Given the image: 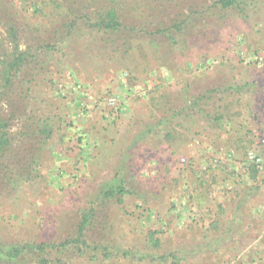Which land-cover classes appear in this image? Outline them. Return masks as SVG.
Returning a JSON list of instances; mask_svg holds the SVG:
<instances>
[{
	"label": "rangeland",
	"instance_id": "374dc122",
	"mask_svg": "<svg viewBox=\"0 0 264 264\" xmlns=\"http://www.w3.org/2000/svg\"><path fill=\"white\" fill-rule=\"evenodd\" d=\"M12 1L34 56L0 80V246L48 248L1 264H264V172L246 159L264 152V0ZM110 9L118 31L95 26Z\"/></svg>",
	"mask_w": 264,
	"mask_h": 264
},
{
	"label": "trees",
	"instance_id": "16d2710c",
	"mask_svg": "<svg viewBox=\"0 0 264 264\" xmlns=\"http://www.w3.org/2000/svg\"><path fill=\"white\" fill-rule=\"evenodd\" d=\"M243 0H219L217 3L220 4L223 8H233V7H239ZM10 8H16L13 4L12 0H0V22L1 19H5L3 22H5L4 27L7 30V37L8 41L12 48L5 49L4 45H0V80L4 82L5 89L12 88L13 83L15 82V77L22 71V68L28 63V61L33 58L34 55L32 53H28L21 50L20 45V35H19V29L17 27L16 19L13 15L9 14ZM97 28H100L102 30H108V31H118L121 27V24L119 22L118 13L116 9H110L107 13V16L103 19H101L100 23H97L95 25ZM197 102V103H196ZM193 103V107L195 108L196 104H200L201 97L198 98V101ZM197 105V106H198ZM191 109V108H190ZM176 115V113L173 114V117ZM9 128V122L5 121L0 116V158L5 156V153L8 150V147L10 146V132L8 131ZM156 128V127H154ZM40 134L45 135L46 138H50L51 132L50 129L47 127H44L41 129ZM34 168L36 165L39 164V161L37 158L33 159L32 161ZM35 164V165H34ZM212 166V163H211ZM251 170L253 173L257 174L259 172V168L255 165H251ZM28 170L24 168L22 171H20V176L23 179L24 177L28 180L31 179L29 174L27 173ZM27 176V177H26ZM125 193V189L123 186V181L120 179L115 180L113 183H111L108 190L104 193V195L108 197H114L116 195H123ZM194 194H191V198H193ZM201 204V203H200ZM89 215L84 213L83 214V221L80 225L78 236L73 242L75 243V246L73 242L67 241L62 244H60L58 247L56 245H50V248L56 249L58 248L60 251L67 250L70 248L69 245L73 244V247L79 246L84 243V237H85V228L87 227V224L89 222ZM216 227V226H215ZM48 248V244L44 245H9V246H0V264L1 262H8V263H15L20 258H22L26 253H29L31 251H41L42 253L46 252V249ZM78 250H81L82 247H77ZM176 258V257H175ZM48 262V257L41 258V263ZM251 263V262H250Z\"/></svg>",
	"mask_w": 264,
	"mask_h": 264
},
{
	"label": "built area",
	"instance_id": "2783aa9c",
	"mask_svg": "<svg viewBox=\"0 0 264 264\" xmlns=\"http://www.w3.org/2000/svg\"><path fill=\"white\" fill-rule=\"evenodd\" d=\"M259 145H261L264 149V137L260 139ZM246 159L248 163L255 165L259 168V170L264 172V152L260 154L257 150L252 149L247 153Z\"/></svg>",
	"mask_w": 264,
	"mask_h": 264
},
{
	"label": "crops",
	"instance_id": "0c3cea01",
	"mask_svg": "<svg viewBox=\"0 0 264 264\" xmlns=\"http://www.w3.org/2000/svg\"><path fill=\"white\" fill-rule=\"evenodd\" d=\"M253 83H254V82H253ZM253 83H252V82L250 83V85H251V86H250V91L253 89V87H252V86H253Z\"/></svg>",
	"mask_w": 264,
	"mask_h": 264
}]
</instances>
